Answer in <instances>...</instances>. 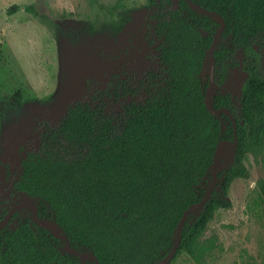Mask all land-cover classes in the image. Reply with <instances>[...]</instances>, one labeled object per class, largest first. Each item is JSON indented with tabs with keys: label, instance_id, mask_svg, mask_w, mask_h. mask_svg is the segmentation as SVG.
<instances>
[{
	"label": "trees",
	"instance_id": "1",
	"mask_svg": "<svg viewBox=\"0 0 264 264\" xmlns=\"http://www.w3.org/2000/svg\"><path fill=\"white\" fill-rule=\"evenodd\" d=\"M159 0L155 31L163 38L159 61L167 71L163 86L142 104L130 103L120 128L96 107L77 102L57 128L45 133L40 150L28 153L8 186L11 199L0 204V223L18 202L37 206L41 221L66 235L71 249L100 264H155L174 246L184 211L192 209L171 262L186 252L204 264L209 246L200 238L219 208H228L231 183L248 178L245 162L264 148V70H249L237 106L220 80L230 54L264 40V0H190L215 13L207 15L186 0ZM21 7L14 4L12 14ZM25 11L46 24L33 4ZM214 86L206 106L211 57ZM228 109L236 127L223 111ZM222 144L217 154L220 142ZM264 203V184L260 187ZM65 240L38 225L31 208L14 212L0 231V264H97L65 251ZM242 264H257L243 261Z\"/></svg>",
	"mask_w": 264,
	"mask_h": 264
},
{
	"label": "rangeland",
	"instance_id": "2",
	"mask_svg": "<svg viewBox=\"0 0 264 264\" xmlns=\"http://www.w3.org/2000/svg\"><path fill=\"white\" fill-rule=\"evenodd\" d=\"M164 0L163 3L167 4ZM159 0H0V204L28 153L40 150L69 106L87 102L121 127L126 107L152 97L167 77L155 31ZM14 4L21 8L12 14ZM33 4L46 24L26 12ZM254 60L264 70V40L236 49L219 81L237 106ZM255 64V63H254ZM228 208H219L200 238L204 264H264V148L245 162ZM221 166V164H219ZM168 264H199L182 252Z\"/></svg>",
	"mask_w": 264,
	"mask_h": 264
},
{
	"label": "water",
	"instance_id": "3",
	"mask_svg": "<svg viewBox=\"0 0 264 264\" xmlns=\"http://www.w3.org/2000/svg\"><path fill=\"white\" fill-rule=\"evenodd\" d=\"M188 5L194 9H197L199 11H202L203 13L207 14V15H215V13L213 12H210V11H207L205 10L203 7H200L198 5H195L193 3L190 2V0H186ZM221 21H222V27L219 31H217L215 34H214V37H213V41L211 43V46L208 50V54L210 55L211 57V68H210V73H209V86L207 88V91H206V106L207 108L209 109V111L213 114H219L220 111H216V110H213L211 107H210V103H209V97H210V93L213 89V86H214V67H215V60H214V50H215V47L217 45V42H218V38H219V35L222 33V31L224 30L225 28V23L224 21L222 20L221 18ZM231 119L232 123H233V126L236 127V122H235V118H234V115L232 114V112L228 109H224L223 110ZM230 144L232 146H236V142L235 143H230V142H220L218 144V147H217V151H216V155L217 154H222L221 150L219 149V147L222 145V144ZM219 164L221 163H216L213 168H212V183L205 195V197L203 198V200L200 202V203H197V204H193V205H190L185 211L184 213L182 214L181 218H180V221L178 223V227H177V235H176V240H175V243H174V246L173 248L171 249V251L166 255L164 256L162 259H160L157 263L155 264H168L173 256L176 254L177 252V249L180 245V241H181V233H182V230L184 228V225L187 221V218L191 212L192 209H195V208H202L206 205L207 201L210 199L211 195H212V192L215 188V185H216V180H217V177H216V170L218 169H221L224 167V165L221 164V166H219ZM0 187H2V184H1V180H0ZM29 207L32 209L33 211V214H34V220L35 222L40 225V226H43V227H47L49 229H51L52 233L54 236L60 238V239H64L65 240V246H64V249L66 252L70 253V254H74L76 256H79L85 260H91V261H97V258L94 257V256H87V255H84L83 253L77 251V250H74V249H71L70 247V241L68 239V237L66 235H61V234H58L57 233V227L54 225V224H51L47 221H41L39 216H38V209H37V206L34 205L32 202H29V201H25V202H18L16 203L15 205H13L6 213L4 219L1 221L0 223V231L7 225V223L10 221V219L12 218L14 212H16L19 208L21 207ZM97 264H100L98 261H97Z\"/></svg>",
	"mask_w": 264,
	"mask_h": 264
},
{
	"label": "flooded vegetation",
	"instance_id": "4",
	"mask_svg": "<svg viewBox=\"0 0 264 264\" xmlns=\"http://www.w3.org/2000/svg\"><path fill=\"white\" fill-rule=\"evenodd\" d=\"M1 180V179H0ZM1 184L3 185L2 181H1ZM16 204V203H15Z\"/></svg>",
	"mask_w": 264,
	"mask_h": 264
}]
</instances>
